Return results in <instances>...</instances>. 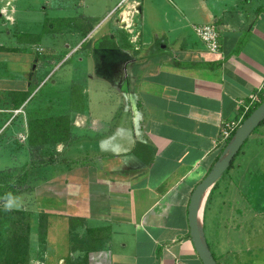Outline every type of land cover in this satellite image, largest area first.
Returning <instances> with one entry per match:
<instances>
[{
  "label": "crops",
  "instance_id": "obj_1",
  "mask_svg": "<svg viewBox=\"0 0 264 264\" xmlns=\"http://www.w3.org/2000/svg\"><path fill=\"white\" fill-rule=\"evenodd\" d=\"M115 1L101 0L99 13L110 9L85 37L70 31L58 44L49 37L43 45L40 31L26 35L16 28V36L10 35V25L24 24L17 6L27 12L38 7L42 22L80 17L82 31L89 28L87 18L99 14L96 7L88 3L71 16L80 11L71 0H0L6 2L0 34L10 38L0 44V55L20 83L0 91L10 105L0 111V132L12 127L10 134L22 135L27 152L30 121L58 116L53 111L68 116L69 144L56 145L60 159L49 165L55 176L38 178V187L48 183L58 190L42 195L48 196L50 215L64 221L70 256L80 253L86 264H202L189 237V200L220 155V128L242 116L240 103L264 93V0H177L173 8L181 25L175 35L162 29L164 0L146 12L150 0ZM153 15L160 25L150 26ZM39 22L30 23L35 28ZM203 25L219 33L215 54L194 33ZM62 67L51 87L70 91L67 104H32ZM17 93L28 97L14 110ZM93 94L110 99L102 118L93 111ZM239 184L211 190L204 238L221 262L264 264V183L257 185L258 199L251 184ZM219 189L208 242L206 210Z\"/></svg>",
  "mask_w": 264,
  "mask_h": 264
},
{
  "label": "rangeland",
  "instance_id": "obj_2",
  "mask_svg": "<svg viewBox=\"0 0 264 264\" xmlns=\"http://www.w3.org/2000/svg\"><path fill=\"white\" fill-rule=\"evenodd\" d=\"M73 3V6L77 5V8L80 9L79 12L75 11L71 12V14L68 12V15L75 16L78 14H81L83 11L82 9L88 5V3L92 4V6L96 7V12L99 13L103 7V4L101 0H71ZM115 1V0H114ZM117 1V0H116ZM115 1V2H116ZM163 7H166L167 13L166 16L163 17L162 21V29L166 31V29H171V33L175 35L176 29H178V26L181 25V20H179V16L174 12L175 9L173 8V5H176L177 0H164L163 1ZM26 3H28L26 1ZM152 3L153 8L156 7L157 3H160L159 0H150L148 3H145L143 5L145 12L146 10L152 9ZM6 2L0 3V8L5 7ZM162 5V4H161ZM159 5V7H161ZM16 6V4L14 5ZM83 7V8H82ZM108 10L110 9L109 6ZM163 10L165 8H162ZM18 10V18L19 20H22L24 24H20V28L14 24L10 25V35H14L16 33V30L18 29V32L21 34L25 32L24 34H28V31H35L39 32L41 35V41L40 43H43V45L47 44V41L51 39L56 40L55 43H59L60 38H62V35L68 34L71 31L75 30H81L82 27L85 25H82L83 22H81L80 17H64L56 19L54 17H50L48 24L42 22L43 16L41 15V10L36 7L34 12L30 11L27 12L26 10L20 9L17 6ZM23 10V11H22ZM107 10V11H108ZM77 11V10H76ZM107 11H104V13H99L98 15L94 16L93 18H87V24L88 27H94L98 24L99 20H101ZM50 13H47V18L50 16ZM53 15V14H52ZM56 17V16H55ZM117 14L114 15V19H116ZM21 18V19H20ZM139 18V17H138ZM35 21H40V24H36L35 28L31 25L30 22L34 23ZM42 22V23H41ZM97 23V24H96ZM140 26L142 24H139ZM144 25V21H143ZM155 25H160L158 22V19L155 15L152 16V19L150 21V26L155 27ZM6 27V25H5ZM0 23V30H4V28ZM53 30L52 32L50 29ZM142 27V26H141ZM8 28V26H7ZM17 28V29H16ZM102 29V28H100ZM98 29L95 34H98L100 31ZM143 31H145L142 28ZM22 31V32H21ZM19 35V34H18ZM57 35L58 37H56ZM16 36V34H15ZM10 40V38H7L4 33L0 34V44L6 43V41ZM171 48V47H170ZM46 48H44L45 50ZM48 53V52H47ZM44 53L42 52L41 55ZM60 56H63L61 54ZM0 55V91H4V89H13L14 87L18 89L20 83L13 74L11 73V69H9L5 63L3 62V59H1ZM68 65H66L67 67ZM65 67V68H66ZM64 67L60 69V71L56 72L55 75L53 74L52 77L49 78L48 82L41 88L39 92L36 93L35 97L33 98L32 104H47L50 102L58 103L59 105H65L67 104L66 100L69 99L68 94L70 91L68 90L66 93V87L62 85L60 88L57 89L52 88L51 84L52 82L61 79L62 77V71ZM64 72V71H63ZM67 78V77H66ZM69 81V80H68ZM46 82V81H45ZM44 82V83H45ZM68 83L70 82H67ZM61 85V84H59ZM66 85V86H67ZM72 92L75 94L76 89L78 87L76 85L71 86ZM68 89V88H67ZM97 90V89H96ZM93 93H100L99 90L97 92ZM35 94V92H34ZM18 95V93H17ZM19 96V95H18ZM75 96V95H74ZM92 103H93V111L95 115L99 117L105 116V111L111 109V103L110 99H106L104 96L94 94L92 95ZM10 106L9 104H6L4 102V94L0 95V111L5 110V106ZM56 109V108H54ZM11 111V110H10ZM14 112V111H13ZM13 112H9L12 116H17ZM19 113V111H18ZM55 115H58L54 117V121H57L59 117H68L65 114H56L57 112L53 111ZM67 120V119H66ZM2 128V127H0ZM10 131L12 132V127L7 128L3 133L0 132V173H12V176H16L18 172H20L22 169L27 167L30 163L35 162L37 163L40 160H45L47 162H53L56 163L60 159V155H55L56 145L55 146H45L42 150L35 151L33 147H27V152H24V142L22 135H14V133L10 134ZM69 143H63L61 145H67ZM79 147V146H78ZM81 147V145H80ZM42 168V169H41ZM39 167L36 168L40 171L39 175L34 174V170L30 172L29 179L27 184L24 186V189H20L19 192H15L13 195H0V211L1 212H10L13 210H20L24 212H28L30 214V218L28 220V223L30 225V232H29V259L27 264H82L80 262L81 254H73L70 256L69 252H67L66 243L67 239L65 237L64 233V225L61 221L60 223H57L55 220V216L50 215V205L48 203V196L45 197L42 194L43 193H54L58 190L55 189L54 186L49 185L48 183H45V185L38 187L43 184V181L39 179H45L49 180L51 177H54L55 175H52L49 173V171H53V169H50L51 167ZM46 171V172H45ZM229 175L227 178L220 179L218 182V188L221 186H225V184L228 183V179L231 182L234 183H241L239 185H243L246 182L252 185V188L255 192V197L257 198V195L260 197V194L257 190V185L259 183H264V123L261 124L260 127L250 136V138L247 140V142L243 145L241 152H239L238 157L236 158L234 165L231 169L228 171ZM1 176H4V174H1ZM39 178V179H38ZM219 193L220 189L216 190L213 193L212 201L207 207L206 210V237L208 242L210 241V232L208 229V220L209 215L211 211L213 210V206L215 205V202L219 201ZM42 216H46L45 218H42ZM208 224V225H207ZM40 226L43 229H40ZM55 227H59L55 229ZM71 244L74 247H78L80 245L79 241L73 240ZM259 246V244H258ZM213 251V249H211ZM216 255V254H214ZM72 258V259H71Z\"/></svg>",
  "mask_w": 264,
  "mask_h": 264
},
{
  "label": "trees",
  "instance_id": "obj_3",
  "mask_svg": "<svg viewBox=\"0 0 264 264\" xmlns=\"http://www.w3.org/2000/svg\"><path fill=\"white\" fill-rule=\"evenodd\" d=\"M48 21L49 20H46L45 23L48 24ZM91 29L92 27H89L88 29H85L83 31L75 30L71 33L77 32L83 37H85ZM17 96L15 95V97H13L12 107L14 110L19 109L24 100L28 97L27 94H24L19 97ZM260 101H264V93L261 94ZM256 107L250 110L245 115L244 119H246ZM52 119L54 118L30 121L28 125L29 133L27 137V145L29 147H33L35 151H38L42 150L45 146L48 145L55 146L58 143H67L70 138V128L68 124L69 122L63 117H59L57 121H54ZM220 153L221 150L218 151L217 154L219 155ZM238 155L236 156V158L238 157ZM236 158L234 159L230 169L233 167ZM53 164V162H47L45 160H40L37 163L32 162L27 167L18 172L15 177L12 176L13 174L9 172L0 173V195L10 196L13 195L15 192H19L20 189H24V186L27 184L30 172L32 170L39 167H47ZM228 171L223 175L221 179L225 180L227 178V176L229 175ZM1 174H4V176H1ZM228 183H230L229 179ZM217 185L218 183L215 185L212 191H214ZM29 218L30 214L28 212L20 210H13L10 212L0 211V264H27L29 259L28 256L30 248V225L28 223ZM42 218L46 219V216H42ZM40 229L43 228L40 226ZM85 241L86 243H89L93 240L87 239ZM213 257L217 264L230 263V260L228 259L221 262V257H215L214 255ZM80 262L82 264H86L87 257L82 256Z\"/></svg>",
  "mask_w": 264,
  "mask_h": 264
},
{
  "label": "water",
  "instance_id": "obj_4",
  "mask_svg": "<svg viewBox=\"0 0 264 264\" xmlns=\"http://www.w3.org/2000/svg\"><path fill=\"white\" fill-rule=\"evenodd\" d=\"M262 123H264V101L241 122L212 168L191 193L187 210L189 237L202 264H217L203 234L205 202L214 186L230 169L243 145Z\"/></svg>",
  "mask_w": 264,
  "mask_h": 264
},
{
  "label": "built area",
  "instance_id": "obj_5",
  "mask_svg": "<svg viewBox=\"0 0 264 264\" xmlns=\"http://www.w3.org/2000/svg\"><path fill=\"white\" fill-rule=\"evenodd\" d=\"M194 33L199 40L205 44L206 49L209 53H217L219 49V33L218 31L210 25L195 26ZM261 103L258 95L251 96L247 104L240 103V108H242V116L237 121H232L225 123L222 128H220L219 140L217 141L218 151L226 147L227 143L231 139L232 135L236 129L240 126L241 122L244 120L245 115L252 110L254 107ZM14 114H18V111H14ZM24 141V138H23Z\"/></svg>",
  "mask_w": 264,
  "mask_h": 264
}]
</instances>
